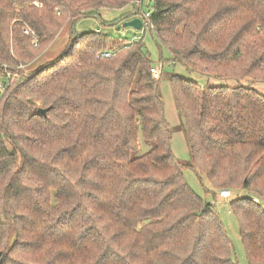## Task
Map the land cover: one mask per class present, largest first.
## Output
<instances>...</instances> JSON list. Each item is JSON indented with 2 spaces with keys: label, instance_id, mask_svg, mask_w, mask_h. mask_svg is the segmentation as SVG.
Here are the masks:
<instances>
[{
  "label": "trees",
  "instance_id": "obj_1",
  "mask_svg": "<svg viewBox=\"0 0 264 264\" xmlns=\"http://www.w3.org/2000/svg\"><path fill=\"white\" fill-rule=\"evenodd\" d=\"M134 2L0 0V66L13 72L70 29L57 59L0 98V264H235L214 205L184 169L214 198L233 194L247 262L264 264V0H153L139 39L74 34L80 19L132 20ZM146 34L160 63L204 81L168 77L187 164L171 151Z\"/></svg>",
  "mask_w": 264,
  "mask_h": 264
},
{
  "label": "rangeland",
  "instance_id": "obj_2",
  "mask_svg": "<svg viewBox=\"0 0 264 264\" xmlns=\"http://www.w3.org/2000/svg\"><path fill=\"white\" fill-rule=\"evenodd\" d=\"M143 9H146V5H152L153 0H143ZM129 8V7H128ZM126 9L120 11H110V10H101L100 17L104 21H109L115 19L118 15L125 12ZM121 25V24H120ZM119 25V26H120ZM101 31L102 34L107 35L113 41H122V40H136L137 38L142 37L140 31H136L132 28H126L117 31L116 27H102L100 25L99 20L95 18H87V19H80L74 26V34H81L84 32H98ZM70 29L69 25L67 24L62 30L57 34L55 40L52 44L38 57L28 68H26L25 72L36 70L37 68L49 64L57 59L61 53L67 47L70 41ZM143 43L150 54V59L153 64V69L157 72L161 71L162 77L159 80L158 90L164 104V117L167 121L171 132V151L173 155L178 159L181 164H187L190 161L188 145L186 142V130L184 127V123L180 118L178 109L175 105L174 96L172 93V89L170 83L168 81V77L171 74H177L180 76H187L193 79H197L201 84L204 81L200 78H196L195 76L188 74L185 70L181 67L172 68L166 64H162L159 62V52L156 47L155 42L151 38L149 34L144 35ZM163 59L167 58V54L165 51H162ZM161 65L162 70H161ZM25 72H22L23 74ZM158 74V76H159ZM221 82L218 81H211L210 85H220ZM148 145H144L143 143L140 145L139 154H143L148 151ZM183 177L186 184L189 188L195 193L196 195L203 198L207 203L214 205V209L218 214L219 219L223 225L225 232L227 233L232 246V261L235 264H248L244 246L242 244L240 235H239V226L237 221L235 220L234 216L230 213L229 210V203L233 200V194L231 193V197L227 200H223L217 197L216 198L212 195V188L208 181L201 177V182L198 180L196 174L188 169L183 170Z\"/></svg>",
  "mask_w": 264,
  "mask_h": 264
},
{
  "label": "built area",
  "instance_id": "obj_3",
  "mask_svg": "<svg viewBox=\"0 0 264 264\" xmlns=\"http://www.w3.org/2000/svg\"><path fill=\"white\" fill-rule=\"evenodd\" d=\"M143 4H144L143 0H135L134 2L135 12L137 13L135 18L137 17L141 20L140 32L142 35L144 34V30H148L152 28L151 15L153 12V4L151 6L149 4L146 5V9H143ZM24 34L26 36L29 35L33 36V32H31L29 29H26L24 31ZM103 56L108 57L107 54ZM25 70L26 68L22 65L16 67L14 72L11 70V67L8 65L0 66V98L8 88L19 82L22 76L21 73L25 72ZM151 72L154 79L158 78L159 72H157L154 69H152ZM26 73L27 71L24 74ZM219 197L223 200H227L231 197V194L229 191L223 190L219 192ZM253 201L257 202L256 199H253Z\"/></svg>",
  "mask_w": 264,
  "mask_h": 264
},
{
  "label": "water",
  "instance_id": "obj_4",
  "mask_svg": "<svg viewBox=\"0 0 264 264\" xmlns=\"http://www.w3.org/2000/svg\"><path fill=\"white\" fill-rule=\"evenodd\" d=\"M126 28H132V29H134L136 31H140V29H141V20L139 18H137V17L133 18L132 20L123 22L120 26H117L116 30L119 31V30L126 29ZM38 113L44 115L46 113V110L39 109Z\"/></svg>",
  "mask_w": 264,
  "mask_h": 264
}]
</instances>
